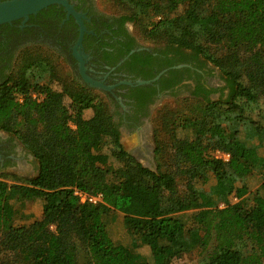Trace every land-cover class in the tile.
Instances as JSON below:
<instances>
[{
    "label": "trees",
    "instance_id": "trees-1",
    "mask_svg": "<svg viewBox=\"0 0 264 264\" xmlns=\"http://www.w3.org/2000/svg\"><path fill=\"white\" fill-rule=\"evenodd\" d=\"M116 1L127 10L118 16L122 23L162 42L153 49L162 58L158 71L169 68L175 76L179 69L173 67L190 64L200 78L209 63L222 75L221 95L212 100L216 90L198 85L179 109L156 116L153 171L124 151L106 101L74 82L52 89L53 58L43 47L22 50L15 72L0 84V129L23 145L38 170L28 179L0 173V264H149L140 246L148 247L152 264H167L208 243L212 251L200 264H264V156L258 150L264 137V0ZM33 51L36 56H29ZM130 58L141 63L142 79L152 77L148 54ZM256 110L260 121L250 117ZM216 151L229 159L216 158ZM255 173L261 182L246 208L247 180ZM75 189L101 194L102 203H80ZM231 197L237 202L229 203ZM35 200L42 203L41 217L16 225ZM112 211L123 215L129 245L111 240L106 219ZM189 211L192 226L177 216Z\"/></svg>",
    "mask_w": 264,
    "mask_h": 264
},
{
    "label": "flooded vegetation",
    "instance_id": "flooded-vegetation-1",
    "mask_svg": "<svg viewBox=\"0 0 264 264\" xmlns=\"http://www.w3.org/2000/svg\"><path fill=\"white\" fill-rule=\"evenodd\" d=\"M74 10L84 15L86 33L83 36L80 58L83 63L84 75L80 71L79 61L75 58L74 45L78 38V26L72 17H66L61 6L50 8L30 17L24 24L21 20L0 26V84L9 80L19 53L29 47H44L63 59L76 75V81L81 86L90 87L91 82H102L108 90L109 101L114 106V123L127 129L132 134L148 131L150 112L155 103L165 96H175L181 92L190 95L198 85L205 91L216 89L208 80L206 70L198 71L200 78L194 73L196 69L190 64L179 69L175 76L162 75L150 85H135L137 81L152 80L161 71V60L153 49L140 46L117 16L106 15L97 9V0H68ZM133 40V41H131ZM146 53L150 56L149 67L152 77L142 79L138 70L141 63L133 62L126 52ZM168 57L173 55L169 54ZM144 57V55H143ZM146 57V56H145ZM147 58V57H146ZM169 69V68H167ZM185 69H188L186 71ZM146 70V69H145ZM173 83L174 85L171 86ZM133 83V85L127 84ZM170 85V86H169ZM10 139L0 136V173L16 165L17 152ZM135 147L133 152H139Z\"/></svg>",
    "mask_w": 264,
    "mask_h": 264
},
{
    "label": "rangeland",
    "instance_id": "rangeland-1",
    "mask_svg": "<svg viewBox=\"0 0 264 264\" xmlns=\"http://www.w3.org/2000/svg\"><path fill=\"white\" fill-rule=\"evenodd\" d=\"M96 5L99 11H101L102 13H105L106 15H111V16L113 15V16L118 17L119 15H122L126 13L127 11L116 0H97ZM127 28L140 46L146 47L149 49L161 47L162 42L160 40L156 42L152 39L146 38L142 30L138 29L136 25H134V23L128 22ZM32 49L34 50L35 47H33ZM41 52L53 58L56 79L55 81L51 83L52 89L60 91L61 89H63V85L75 83L78 87L90 90L92 93L91 95H95L97 97V101L99 102L106 101L108 103V110L110 111L112 115L113 122L115 121L114 111H113L114 106L109 101L106 93H103L102 91L96 88H86V87L81 86V83L76 81V75H74L72 69L69 67V65L66 64V62L63 59L58 57L52 51H48L44 47L41 49ZM29 56L35 57L36 51L29 53ZM206 69L208 70L207 77H208L209 82L216 88L215 89L216 92L211 95V99L217 100L221 95L220 90L224 87L222 75L220 71L218 70V68H215L209 63H207ZM14 70L15 69H13V71ZM223 93L224 95H226L228 91L224 90ZM188 96L189 95L187 94V92L186 93L181 92L175 96L169 95V96H165L161 98L160 100H158L153 106L149 114L150 115V119H149L150 127H148V131H143L139 133L135 132V134H132L127 129L120 128L119 129L120 130L119 142L121 146L123 147L124 151L130 154L142 166L155 171L157 168L158 162L155 161V155H154V151L156 148L154 119L156 118L157 115H159V113H161L162 115L167 111L179 109L181 105V100H183V98L188 97ZM34 97H37V95H34ZM225 97L226 96H224V98ZM64 102L65 104H68L69 99L65 98ZM259 111L260 110H256L254 113L250 114V117L254 121H260V117L258 114ZM92 114H93V111L90 109L84 112L83 117L85 119H88L92 116ZM261 123L264 125V121H262ZM184 135H186V133H179V136H184ZM0 136L4 140L10 139L14 144L13 147L15 151L17 152V155L15 156V162H16L15 167L8 169L7 173H4V174L11 175V176L14 175L15 177H18L20 179H28V178H32L36 176L37 170H38V163L33 158V156L10 133L5 132L0 129ZM161 138H164L163 140L165 141L167 140L165 135L164 137L161 136ZM135 147H140L141 150L139 152H133ZM258 150H259V153L264 156V137L258 147ZM105 151L106 153H108V150H105ZM114 163H115L114 165L116 166L119 165L118 162H114ZM261 178L262 177L260 175L255 173L247 180L248 193L244 196V205L246 208L252 205L253 194L257 186L260 184ZM5 181L8 184L13 183L12 179L10 178L5 179ZM213 184H214V180L213 178H211L208 185L205 186V190L207 194L209 193V190H208L209 187ZM178 186H179V190L183 191L184 188H183V184L181 183V181L178 182ZM236 202H237V199L235 197H231L229 199V203H236ZM213 204L214 206H219V203L214 202ZM41 210H42V203L40 200H35L33 202L27 203L25 207L23 208V210H21L19 215L17 216L16 221H15L16 225H29L35 220H38L41 217ZM193 213L194 211H189L186 213L178 214L177 216L180 217L187 226H192L191 215ZM122 220H123V215L121 213L112 211L106 219L107 231H108V234L111 240L115 244L129 245L132 239L125 231ZM212 248H213V244L208 243L206 247L204 246L197 247L188 253H184L178 257L173 258L167 264H200L201 262L207 259V257L212 251ZM137 252H139L149 262V264H152V258H151V254H150L148 247L140 246L137 249Z\"/></svg>",
    "mask_w": 264,
    "mask_h": 264
},
{
    "label": "water",
    "instance_id": "water-1",
    "mask_svg": "<svg viewBox=\"0 0 264 264\" xmlns=\"http://www.w3.org/2000/svg\"><path fill=\"white\" fill-rule=\"evenodd\" d=\"M58 5L63 8L66 12V17H72L77 26H78V38L74 45V53L75 58L79 61L80 71L83 74L84 68L83 63L80 58V52L78 51L81 48L82 39L84 34L86 33V28L84 26L83 20L84 15L76 12L73 6L68 2V0H5L0 1V26L5 24H11L15 21L21 20L24 24L30 16H35L42 10L47 9L49 6ZM147 49V48H139L138 50ZM135 50H132L128 56L133 54ZM186 65H178L173 68H181ZM169 69H165L161 71L158 75H156L152 80L148 81H137L135 85H150L157 81L162 75H164ZM84 75V74H83ZM129 85H133L131 82H127ZM90 87L100 89V90H108L111 87H106L102 82H91Z\"/></svg>",
    "mask_w": 264,
    "mask_h": 264
},
{
    "label": "built area",
    "instance_id": "built-area-1",
    "mask_svg": "<svg viewBox=\"0 0 264 264\" xmlns=\"http://www.w3.org/2000/svg\"><path fill=\"white\" fill-rule=\"evenodd\" d=\"M215 157L222 159L223 161H227L229 159V156L225 153H221L219 151L215 152ZM74 195L79 199L80 203H87L91 205H96L102 203V195L96 194V195H90L78 190H74Z\"/></svg>",
    "mask_w": 264,
    "mask_h": 264
}]
</instances>
